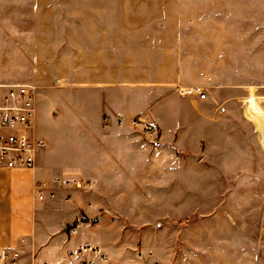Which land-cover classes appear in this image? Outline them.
I'll use <instances>...</instances> for the list:
<instances>
[{
	"label": "rangeland",
	"instance_id": "rangeland-1",
	"mask_svg": "<svg viewBox=\"0 0 264 264\" xmlns=\"http://www.w3.org/2000/svg\"><path fill=\"white\" fill-rule=\"evenodd\" d=\"M171 12L200 82L190 88L207 100L180 117L177 135L166 134L167 93L116 126L118 113L101 96L57 82L60 60L77 53L71 34L84 38L93 17L128 33L144 27L136 17ZM1 81L42 87L36 129L57 149L55 166L67 178L95 180L75 189L79 212L65 231L80 221L138 262L143 255L135 264L151 254L158 264H255L264 256V107L254 101L243 110L250 88L264 93V0H0ZM185 98L179 90L174 102Z\"/></svg>",
	"mask_w": 264,
	"mask_h": 264
},
{
	"label": "crops",
	"instance_id": "crops-1",
	"mask_svg": "<svg viewBox=\"0 0 264 264\" xmlns=\"http://www.w3.org/2000/svg\"><path fill=\"white\" fill-rule=\"evenodd\" d=\"M177 21L173 12L165 17H136L133 24L144 27H133L128 33H111L109 17H93L89 23L92 31L87 27L84 38L80 37L82 34H71L77 53L68 61L60 60L57 82L101 96L105 108H115L117 117L122 118L121 125L144 115L143 105L149 104V96L167 93L173 102L165 111L166 134L177 135L180 117L185 119L184 116L199 113L207 101L187 96L182 104L174 102L180 89L200 83L191 75L183 58ZM157 22L163 27H155ZM41 131L35 128V135L44 141ZM121 136L127 137L126 134ZM50 137L47 135L46 139L49 141ZM56 150L52 147L41 151L34 171L0 169V248L21 250L27 263L34 260L67 264L74 260L78 246L92 244L101 248L113 264L141 263L143 255L138 262L130 250L110 245L82 226L76 236L65 231L79 211L74 203L75 189L53 184L55 179H70L65 177L69 170L55 166ZM39 181L48 184L55 194L53 199L37 200L34 186ZM151 258L149 262L144 257L143 264H158L152 254ZM255 264H264V256L256 257Z\"/></svg>",
	"mask_w": 264,
	"mask_h": 264
},
{
	"label": "built area",
	"instance_id": "built-area-1",
	"mask_svg": "<svg viewBox=\"0 0 264 264\" xmlns=\"http://www.w3.org/2000/svg\"><path fill=\"white\" fill-rule=\"evenodd\" d=\"M42 87L37 82H0V169L34 171L37 167V158L46 148L43 140L35 135L36 103ZM187 96L196 95L198 100H204L206 95L200 93L198 87L180 89ZM257 101L264 107V93L259 90H248L245 102L248 107ZM108 122V119H106ZM254 126V123L250 121ZM115 124L120 126L122 118L116 117ZM256 132V128L254 127ZM257 134V133H256ZM54 185L64 188H90L91 182L75 179H55ZM37 200L53 199L55 194L45 182H37L34 186ZM82 226L80 221L73 224L68 231L70 236H76ZM257 247L264 254V231L261 232ZM0 264H53L32 260L27 263L21 250L17 248H0ZM67 264H113L110 257L98 246L84 244L78 246L74 260Z\"/></svg>",
	"mask_w": 264,
	"mask_h": 264
},
{
	"label": "bare ground",
	"instance_id": "bare-ground-1",
	"mask_svg": "<svg viewBox=\"0 0 264 264\" xmlns=\"http://www.w3.org/2000/svg\"><path fill=\"white\" fill-rule=\"evenodd\" d=\"M182 90H185V89H182Z\"/></svg>",
	"mask_w": 264,
	"mask_h": 264
}]
</instances>
